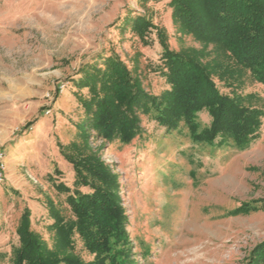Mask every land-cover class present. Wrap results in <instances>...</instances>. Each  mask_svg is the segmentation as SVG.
Returning a JSON list of instances; mask_svg holds the SVG:
<instances>
[{
  "label": "rangeland",
  "instance_id": "1",
  "mask_svg": "<svg viewBox=\"0 0 264 264\" xmlns=\"http://www.w3.org/2000/svg\"><path fill=\"white\" fill-rule=\"evenodd\" d=\"M140 15L167 30L171 49L201 48L176 31L168 0H0V264L11 263L26 207L50 247L48 200L72 217L70 193L57 184L73 191L76 177L60 145L78 140L85 120L76 96L84 66L113 55L132 68L138 59L146 90L167 88L156 31L146 46L125 27ZM237 88L259 95L264 109L262 84L245 75ZM140 117L142 133L130 144L90 137L119 175L131 264H248L264 242V118L259 137L237 148L194 142L184 124L168 132L155 113ZM197 121L203 129L211 118L204 112ZM242 203L257 210L233 214ZM74 243L84 261L93 259L78 236Z\"/></svg>",
  "mask_w": 264,
  "mask_h": 264
},
{
  "label": "trees",
  "instance_id": "2",
  "mask_svg": "<svg viewBox=\"0 0 264 264\" xmlns=\"http://www.w3.org/2000/svg\"><path fill=\"white\" fill-rule=\"evenodd\" d=\"M168 1L176 31L181 37H192L201 48L171 49L167 30L140 15L129 17L124 24L146 46L156 31L162 47L160 70L167 83L160 95L144 87L138 59L132 68L113 55L103 63L84 66L76 81V96L85 120L78 140L67 149L60 145L76 177L73 191L64 183L57 184L60 192L70 193L72 217L65 218L48 200L54 230L50 247L33 230L32 211L26 207L10 264H131L119 175L91 146V131L107 142L117 139L130 144L142 133L140 115L155 113L157 124L168 132L187 126L194 142L245 148L259 137L264 118L261 97L239 92L237 86L245 75L264 86V0ZM215 78L230 87V92H222ZM204 112L211 121L200 129L197 118ZM256 210L242 203L233 214ZM76 236L93 256L91 261L75 253ZM248 264H264V242L255 247Z\"/></svg>",
  "mask_w": 264,
  "mask_h": 264
},
{
  "label": "built area",
  "instance_id": "3",
  "mask_svg": "<svg viewBox=\"0 0 264 264\" xmlns=\"http://www.w3.org/2000/svg\"><path fill=\"white\" fill-rule=\"evenodd\" d=\"M0 179H2V173L0 172Z\"/></svg>",
  "mask_w": 264,
  "mask_h": 264
}]
</instances>
